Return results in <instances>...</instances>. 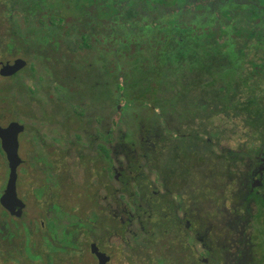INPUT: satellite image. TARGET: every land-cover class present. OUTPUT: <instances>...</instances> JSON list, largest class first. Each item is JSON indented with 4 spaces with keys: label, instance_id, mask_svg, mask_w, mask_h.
I'll return each mask as SVG.
<instances>
[{
    "label": "flooded vegetation",
    "instance_id": "obj_1",
    "mask_svg": "<svg viewBox=\"0 0 264 264\" xmlns=\"http://www.w3.org/2000/svg\"><path fill=\"white\" fill-rule=\"evenodd\" d=\"M12 124L0 264H264V0H0Z\"/></svg>",
    "mask_w": 264,
    "mask_h": 264
},
{
    "label": "trees",
    "instance_id": "obj_2",
    "mask_svg": "<svg viewBox=\"0 0 264 264\" xmlns=\"http://www.w3.org/2000/svg\"><path fill=\"white\" fill-rule=\"evenodd\" d=\"M92 7H94L96 9L97 6L92 5ZM85 44H88L87 38L83 39ZM50 55V54H49ZM52 56V55H50ZM51 59V58H50ZM49 58L46 59V61L44 60V62H49L50 61ZM52 60V59H51ZM67 62V61H65ZM50 72L52 73V75L54 76V79H59V80H63L62 83H58L59 88H62L64 86V88H66L67 86H74L75 90L78 89V85L80 84L82 78L84 75H86L88 78L92 79L94 78L92 71L90 70H86V69H75L74 71L69 69V68H58V67H50ZM117 73L118 70L116 69H102V97L104 99H106L107 103H112L113 98L115 96V86H116V79H117ZM75 79V83L72 84V82H69V80L67 81V79ZM86 86H88L89 84L86 82L85 83ZM244 90L247 88V91L250 94H259L260 93V89L261 87L259 86H250V87H243ZM239 86H235V92H240L243 93V91H238ZM78 92L75 91V94H77ZM102 99V102L103 100ZM103 104V103H102Z\"/></svg>",
    "mask_w": 264,
    "mask_h": 264
},
{
    "label": "water",
    "instance_id": "obj_3",
    "mask_svg": "<svg viewBox=\"0 0 264 264\" xmlns=\"http://www.w3.org/2000/svg\"><path fill=\"white\" fill-rule=\"evenodd\" d=\"M25 65L24 62L21 60H17L13 63H7L2 68V74L6 76H10L18 72L23 66ZM18 124H12L8 129L4 130L0 127V137L3 141V149L8 154V157L11 162V166L15 168L17 166V145L10 144V142L7 139L8 134H16L17 133ZM14 171V169H13Z\"/></svg>",
    "mask_w": 264,
    "mask_h": 264
}]
</instances>
